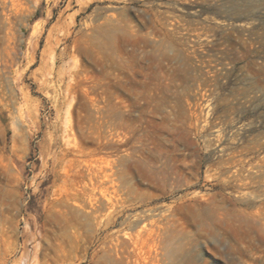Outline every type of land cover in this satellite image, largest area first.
I'll return each instance as SVG.
<instances>
[{"label":"rangeland","instance_id":"obj_1","mask_svg":"<svg viewBox=\"0 0 264 264\" xmlns=\"http://www.w3.org/2000/svg\"><path fill=\"white\" fill-rule=\"evenodd\" d=\"M23 1L0 264H148L134 236L154 219L152 264H264V0Z\"/></svg>","mask_w":264,"mask_h":264},{"label":"bare ground","instance_id":"obj_2","mask_svg":"<svg viewBox=\"0 0 264 264\" xmlns=\"http://www.w3.org/2000/svg\"><path fill=\"white\" fill-rule=\"evenodd\" d=\"M4 5L5 6L2 9V25L0 27V32L2 33V37H1L2 47L0 49V70L3 69L2 71H4L7 67H9L12 64L11 56L12 54H15V48H16V43H15L16 34L14 32L15 27L18 25H25V23L31 17L30 15L27 14L28 9L25 7L27 3H25L23 0H4ZM114 40H115V34L112 33L111 48L113 53L116 54L118 47L117 44L114 42ZM122 60H123L122 61L123 69L125 70L127 68V64L125 61L126 59L122 57ZM159 86L160 84L157 83L156 87L159 88ZM193 98L194 101L201 100L202 94H200V92H196L194 93V95L190 97V99H188V101ZM114 99H115V103H113V110L115 112L114 114L116 115L119 105L116 103L118 100L116 96L114 97ZM69 113L70 110L68 109L67 114L70 115ZM111 136H112L111 138L117 137L118 140L125 138V134L123 132H118V131L112 133ZM116 150L118 151L120 150V148H116ZM127 160H128V153L127 155H122L117 159V161H119L121 164L123 162H126ZM137 226H140V229L139 231H137L138 233L134 236V244L136 246L139 244L141 245V248L139 249L140 257L148 260L150 262L148 264H152L153 261L156 262L158 260L157 252L160 249L159 222L155 219L151 220L150 222L141 220L137 223Z\"/></svg>","mask_w":264,"mask_h":264}]
</instances>
